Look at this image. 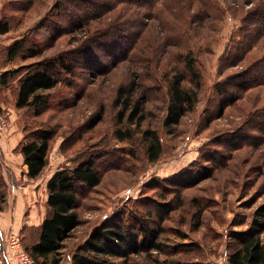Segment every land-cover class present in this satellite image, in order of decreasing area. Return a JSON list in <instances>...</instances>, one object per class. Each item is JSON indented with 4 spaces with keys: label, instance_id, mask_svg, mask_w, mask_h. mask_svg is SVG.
<instances>
[{
    "label": "trees",
    "instance_id": "obj_1",
    "mask_svg": "<svg viewBox=\"0 0 264 264\" xmlns=\"http://www.w3.org/2000/svg\"><path fill=\"white\" fill-rule=\"evenodd\" d=\"M227 1L229 9L238 10L243 3L253 4V7L246 12L239 30L231 36L219 62L218 74L221 79L214 87L216 101L209 120L222 118L225 111L240 102L249 91L264 86V0ZM35 2L36 0H12L9 3L11 11L6 12L5 7L0 20V34L10 33L12 20L18 14L24 17ZM195 7H198L197 11L191 13ZM210 9L215 10L216 19L221 20L224 11L219 0H58L50 13L31 28L27 35L0 47V109L5 114L2 110V105L5 104L3 91L16 82V108L32 111L35 118L41 116L52 103L46 92L61 85L75 90L79 86L77 76L86 69L90 70L88 65L99 64L97 50L100 46L109 48L115 63L125 57L130 58L147 23L155 18H160L163 23L161 16L165 12L174 13V21L165 26L167 40L172 45L167 42V46L163 44L156 50L151 43L155 56L146 54L142 75H131L129 82L117 89L114 100L117 110L116 139L133 144L135 136L140 135L141 152L149 163H156L161 159L164 149L157 130L142 129V124L147 120L146 105L154 93L165 96L167 106L162 125L169 135L175 134L185 116L195 110L203 87V73L198 57L189 43L192 42L196 29L213 25L207 23ZM118 11L116 17L111 16ZM107 17L110 18L107 23L93 28L94 23ZM85 33L88 35L79 48L46 57V51L60 38ZM171 46L176 48L169 52L168 48ZM116 49L122 54L115 55ZM124 50L127 52L124 53ZM34 58L43 60L24 67L1 70L4 64H18ZM245 61H249V64L242 71L226 74L229 69ZM145 80H148L149 85L145 84ZM103 116L102 109L88 127L95 128L101 123ZM246 125L251 133L240 129V132L227 136L229 138L221 143L216 142L214 145L217 148L213 150L212 156L218 158V161L226 160L238 145L250 143L256 137L259 141V138L263 140L264 107L253 112L245 121L244 127ZM33 126L25 124L22 127L23 136L15 151L23 157L27 177L37 180L48 166L51 142L56 130ZM59 149L63 152L64 143ZM122 150L136 157L135 151L130 153V149ZM82 154V159L76 164L60 167L48 184V213L42 225L21 234L23 249L36 264H62L64 241L83 224L79 214L80 195L95 189L102 182L103 174L98 166L97 156L94 153ZM206 162L214 163V160L208 156ZM192 174L191 171L179 172L173 179L162 181L169 184L167 190L173 191V183L184 189L195 182L196 179L186 181ZM12 185L14 186V182ZM172 211L173 208L167 209L165 216H155L158 221L156 228L139 218L137 233L131 232L130 224L125 223L122 214L118 212L91 231L84 245L73 257V264H137L132 262L133 257L142 253H167L168 249L160 237L164 232L162 224ZM263 234L264 204H261L255 209L248 229L231 234L228 264H264ZM169 264L184 263L175 259ZM186 264L205 263L192 259Z\"/></svg>",
    "mask_w": 264,
    "mask_h": 264
},
{
    "label": "rangeland",
    "instance_id": "obj_2",
    "mask_svg": "<svg viewBox=\"0 0 264 264\" xmlns=\"http://www.w3.org/2000/svg\"><path fill=\"white\" fill-rule=\"evenodd\" d=\"M11 1L0 0V20L5 7L6 12L11 11ZM57 1L36 0L24 17L18 14L19 16L12 20L11 32L0 34V47L27 35L31 28L50 13ZM219 4L224 11L221 20L216 19L215 10H208L211 14L207 23L213 25L196 29L194 38L189 43L198 57V64L203 73V87L195 110L185 116L175 134L169 135L162 125L167 106L165 96L154 93L146 105L147 120L142 124V129L157 130L164 149L161 159L156 163H149L141 152L140 135L135 136L133 144L116 139L117 110L114 100L117 89L120 85L128 83L131 75H142L146 54L155 56L150 47L151 43L156 50L163 44L167 46V42L172 45V42L167 40L168 32L165 26L174 21V13L165 12L161 16L163 23L160 18L147 23L130 58L125 57L115 63L107 46L102 45L96 49L99 64L88 65L91 69H86L77 76L76 82L79 86L75 90L61 85L46 92L52 103L39 117H33L32 111L16 108V82L3 91L5 104L2 105V110L9 120L11 118L13 132H22L25 124L56 130L51 142L48 166L41 178L35 180L39 182V202H44L46 182L53 171L76 164L82 159V153H94L97 156L98 166L103 174L102 182L95 189L80 195L79 214L83 224L64 241L61 251L62 264H73V257L84 245L91 231L118 212L122 214L125 223L130 224L131 232L137 233L139 218L156 228L158 221L155 216H165L166 210L171 208L173 211L162 224L164 232L160 237L169 251L151 252L148 255L142 253L133 257V263L169 264L172 260L180 259L186 264L194 259L205 264H228L227 252L231 245V234L247 230L255 209L264 204V138H259L262 140L259 141L256 137L250 143L238 145L226 160L218 161V158L212 156V152L217 148L214 145L216 142L221 143L229 138L227 136L240 132V129L251 133L247 130V125L244 127L245 121L253 112L264 107V86L249 91L240 102L228 108L222 118L209 120L216 101L214 87L221 79L218 74L219 62L231 36L239 30L246 12L253 7V4L243 3L238 10L229 9L227 0H219ZM197 8L191 13L196 12ZM119 11L111 16L116 17ZM109 20L107 17L94 23L93 28H98ZM87 35L85 33L60 38L46 51V57L79 48ZM175 48L171 46L168 50L172 52ZM119 49L114 50L115 55L122 54ZM125 52L127 51L124 50ZM40 60L43 58L28 59L6 66L4 64L1 70L28 66ZM248 64L249 61H245L229 69L226 74L238 73ZM145 84L149 85L148 80H145ZM102 109L103 120L90 129V122ZM62 143L63 152L59 149ZM123 148L130 149V153L135 151L136 157L132 156V153L123 152ZM208 156L214 163L206 162ZM4 161L3 153L0 152L1 209L9 192V185L2 178L4 172L9 173L10 181L16 179L12 169L9 171ZM14 164L18 171L24 165L22 162ZM190 171L193 174L186 181L196 179L190 186L183 189L173 183V191L166 189L169 184L164 183L162 179H173L179 172ZM21 179L24 187L22 174ZM4 234L0 235V264H16L8 258L7 235ZM262 241L264 242V234Z\"/></svg>",
    "mask_w": 264,
    "mask_h": 264
},
{
    "label": "crops",
    "instance_id": "obj_3",
    "mask_svg": "<svg viewBox=\"0 0 264 264\" xmlns=\"http://www.w3.org/2000/svg\"><path fill=\"white\" fill-rule=\"evenodd\" d=\"M12 125L10 122L9 132L0 142V152L3 153V157L5 158L4 162L9 171L12 169V173L16 177V179L10 181L8 172H4V175L2 174V178L9 185L8 195L4 198L2 204L3 208L1 209L0 207V235L2 236L4 233L8 235L11 232L21 235L24 231L28 233L29 229L38 228L42 225L48 213V184L59 170L53 171V174L48 177L45 186L46 196H44V202L42 200L39 202V182L30 180L27 177V167L25 165L21 167L20 171H18V168H15L14 163H23L22 155L15 151V148L22 139L23 133L20 130L13 132ZM21 174L25 180L24 187L21 184ZM12 182H14V186ZM16 185L17 187H15ZM19 186H22V190H19Z\"/></svg>",
    "mask_w": 264,
    "mask_h": 264
},
{
    "label": "built area",
    "instance_id": "obj_4",
    "mask_svg": "<svg viewBox=\"0 0 264 264\" xmlns=\"http://www.w3.org/2000/svg\"><path fill=\"white\" fill-rule=\"evenodd\" d=\"M10 120L0 109V142L8 134ZM22 186H19V190ZM6 253L16 264H36L31 256L23 249L20 234L11 232L6 237Z\"/></svg>",
    "mask_w": 264,
    "mask_h": 264
}]
</instances>
